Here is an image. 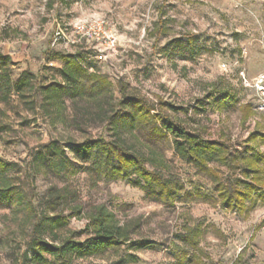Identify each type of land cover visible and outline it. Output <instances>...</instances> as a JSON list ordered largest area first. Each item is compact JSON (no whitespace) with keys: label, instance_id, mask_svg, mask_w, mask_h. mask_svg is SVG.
Here are the masks:
<instances>
[{"label":"rangeland","instance_id":"374dc122","mask_svg":"<svg viewBox=\"0 0 264 264\" xmlns=\"http://www.w3.org/2000/svg\"><path fill=\"white\" fill-rule=\"evenodd\" d=\"M91 17L106 21L121 35L119 47L103 63L96 60V43L78 41L73 31ZM52 49L81 55L84 65H98L111 80L115 99L121 98L123 83L157 109L203 126L205 135L229 139L236 148L257 124L264 130V92L257 86V77L264 73V0H0V54L11 57L13 79L28 70L37 87L60 80L63 64L49 63ZM86 54L91 57L85 60ZM35 90L26 97L12 92L9 104L0 99V158L15 164L12 173L19 174L13 175L23 177L21 187L35 203L51 184L70 182L86 203H105L120 218L143 217L141 234L153 247L137 252L138 261L128 264H182L179 249L185 248L177 234L199 223L205 229L200 250H192L189 255L194 253L196 261L186 264H264L263 204L247 215L224 209L206 175L180 160L169 139H163L165 155L188 193L174 206L151 200L125 180L94 185L73 149L85 138L97 137L103 126L79 130L55 120L34 102L40 100ZM227 90L231 98L222 106L216 99L219 93H212ZM239 104H250L254 111L245 124ZM52 140L72 162L69 178L36 176L32 170L35 151ZM85 225V218L70 221L81 239L88 237ZM24 226L21 214L0 209L2 264L23 256ZM124 254L119 250L71 264H116Z\"/></svg>","mask_w":264,"mask_h":264},{"label":"trees","instance_id":"16d2710c","mask_svg":"<svg viewBox=\"0 0 264 264\" xmlns=\"http://www.w3.org/2000/svg\"><path fill=\"white\" fill-rule=\"evenodd\" d=\"M50 52L49 63L63 64L59 71L61 79L38 87L34 74L28 70L13 79L11 57L0 54V99L9 104L12 92L26 97L27 92L36 89L40 100L34 102L55 115V120L70 122L79 130L85 125L103 126L97 137L85 138L73 149L86 164L84 171L94 185L102 180H125L143 190L151 200L174 206L188 193L165 155L162 143L169 139L180 160L206 175L216 201L224 209L247 215L258 203L264 205V130L259 124L236 148L224 137H208L203 126L197 128L192 121L157 109L139 94L128 92L123 83L121 98L115 99L112 82L107 74L99 72L98 65H84L80 61L83 56L78 54L54 49ZM90 57L86 54L84 59ZM215 93H219L216 99L222 106L231 98L229 90L212 94ZM160 104L173 108L164 101ZM68 109L69 116L65 117ZM239 110L244 124L254 114L250 104H239ZM31 164L36 176L69 178L74 172L70 158L57 140L37 149ZM14 167V163L0 158V209L21 214L26 226V250L11 264H71L75 259L103 257L119 250L125 254L116 264H128L138 261L137 252L153 247V241L141 234L143 217L120 218L105 203H86L70 182L61 186L51 184L35 203L21 187L23 177L13 175L19 174L12 173ZM72 218L86 219L87 238L81 239L70 228ZM204 234L200 223L177 234L185 248L179 249L184 258L180 259L182 264L196 261V255L189 254L200 250Z\"/></svg>","mask_w":264,"mask_h":264},{"label":"built area","instance_id":"2783aa9c","mask_svg":"<svg viewBox=\"0 0 264 264\" xmlns=\"http://www.w3.org/2000/svg\"><path fill=\"white\" fill-rule=\"evenodd\" d=\"M78 41L95 42L96 60L106 62L112 51L116 50L121 42V35L116 29L107 26L106 21L91 17L79 21L74 27ZM58 39V38H56ZM56 42V41H55ZM55 42L53 45H55ZM52 65L54 63H51ZM257 86L264 92V73L257 77Z\"/></svg>","mask_w":264,"mask_h":264}]
</instances>
